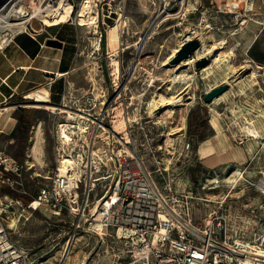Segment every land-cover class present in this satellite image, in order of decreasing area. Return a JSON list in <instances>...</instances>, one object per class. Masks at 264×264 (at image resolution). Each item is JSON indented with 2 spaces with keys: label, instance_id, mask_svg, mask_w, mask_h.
Returning a JSON list of instances; mask_svg holds the SVG:
<instances>
[{
  "label": "rangeland",
  "instance_id": "rangeland-1",
  "mask_svg": "<svg viewBox=\"0 0 264 264\" xmlns=\"http://www.w3.org/2000/svg\"><path fill=\"white\" fill-rule=\"evenodd\" d=\"M69 2V21L45 25L34 19L36 30L27 33L42 32L52 70L68 72L62 79L52 75L70 91L61 104H50L65 105L76 118L30 98L18 104L32 111L27 136L0 138V149L25 166L14 185L0 186V215L28 264H114L113 250L120 248L99 227L89 229L87 217L27 209L60 167V125L71 122L75 132L88 125L78 114L104 116L108 130L128 138L158 184L183 198L176 210L194 227L224 228L223 235L250 241L264 219V0H91V24L79 22L86 0ZM192 39L201 42L195 60L169 66ZM204 57L209 62L197 68ZM40 75L29 80L47 81ZM223 84L229 89L222 98L206 103V93ZM160 95L184 104L170 113ZM39 128L43 150L33 164L27 154ZM106 191L93 198L92 212Z\"/></svg>",
  "mask_w": 264,
  "mask_h": 264
},
{
  "label": "built area",
  "instance_id": "built-area-1",
  "mask_svg": "<svg viewBox=\"0 0 264 264\" xmlns=\"http://www.w3.org/2000/svg\"><path fill=\"white\" fill-rule=\"evenodd\" d=\"M88 117H80L88 122L83 126L86 132L81 128L75 132L74 124L63 123L72 137L79 134V138L69 143L60 138L57 147L60 162L73 158L69 168L79 172L74 169L64 176L59 167L50 186L33 197L27 209L47 207L56 213L67 209L87 217L93 231L100 224L101 236L120 245L113 250L114 264H264V219L256 223L250 241L223 235L224 228L209 232L194 227L186 213L176 210L184 205L183 198L158 184L130 140L108 130L104 116ZM24 168L0 149V186L14 185ZM262 182L259 190L264 194ZM102 189L107 191L97 198V212H92L89 207ZM0 264H28V254L12 240L1 215Z\"/></svg>",
  "mask_w": 264,
  "mask_h": 264
},
{
  "label": "crops",
  "instance_id": "crops-1",
  "mask_svg": "<svg viewBox=\"0 0 264 264\" xmlns=\"http://www.w3.org/2000/svg\"><path fill=\"white\" fill-rule=\"evenodd\" d=\"M31 28L36 30L33 22ZM36 32V34L16 33L11 36L4 47L0 48V138L8 137L11 142L17 140L13 134L18 133L20 118L18 104L24 103L25 100L31 98L34 91L41 89L48 90L49 100L52 103L61 104L70 91L68 84L58 83V80L53 78L52 75H55L58 79H62L68 72L52 70L44 45L47 39H44L42 32ZM61 73L65 75H58ZM36 74H41L40 76L47 81L43 79L42 82L32 81V77ZM29 77L32 80H29ZM40 86L44 87L38 89ZM56 110L63 112L59 108ZM27 157L33 164L39 161L30 156V151Z\"/></svg>",
  "mask_w": 264,
  "mask_h": 264
},
{
  "label": "bare ground",
  "instance_id": "bare-ground-1",
  "mask_svg": "<svg viewBox=\"0 0 264 264\" xmlns=\"http://www.w3.org/2000/svg\"><path fill=\"white\" fill-rule=\"evenodd\" d=\"M52 3H53L52 0H0V48L4 47V45L10 40L12 35L16 33L25 32L29 27H31V23L33 22L34 19L43 22L45 25H52L55 24L56 22L69 21L73 12V6L69 2V0H60L56 6H54ZM234 5H236V3H234ZM95 18L96 16H94L92 13L91 0H86V2L83 4L82 7V15L79 22L80 24H91L93 21H95ZM113 30H115V28ZM110 36L114 41H116L119 37L115 31ZM220 46H221L220 48L225 47V43L221 42ZM181 47L182 45H180V48ZM179 50L180 49H177L176 52H178ZM200 50H198L195 56H198L200 54ZM208 53L213 54L214 48L209 50ZM175 54L176 53H174L173 55L175 56ZM195 56H191L177 65H171V64L168 65L171 67H179L182 64L188 63L190 61H194ZM58 75L63 76L65 74L61 73ZM222 96L223 95L217 97L214 100V102L219 101L222 98ZM160 97L162 104L165 107H169L168 111L170 113L174 112L175 107L184 104L181 98H176L173 96L171 98L170 97L166 98L161 95ZM31 98L35 100V102L46 103V106L48 107L50 106L54 109L56 108L62 109L63 111L62 113H67L69 118L70 117L73 119L76 118L74 115L75 113L71 112L67 107H62V106L58 107L56 105L50 104L49 92L46 89L34 91L31 94ZM157 104L158 103H156L155 101L152 105L155 107L157 106ZM78 116L84 118V115L78 114ZM125 122L123 120L124 125H126ZM68 128H69L68 125L65 124L61 125L60 136L64 142L69 143L72 140V136L71 133L68 132ZM81 129H83V132L87 131L86 128L82 127V125H81ZM41 135L42 132L41 129L39 128V130L36 131L34 142L30 149V156L34 157V159H38L39 161L41 160L40 158L43 150ZM60 163H61L60 171L64 176H70L71 173L75 172V174H77L79 172L75 168H74L75 171L72 172L74 169L71 171V169L69 168L70 165L75 163V160H73V158L71 157H64ZM262 186L264 187L263 182H262ZM2 205H3L2 199H0V206ZM94 210L95 212H97V206H95ZM100 226H101L100 224L97 225V227L99 228ZM11 227L13 228L14 224H12ZM72 245L74 244L72 241H70L68 248L66 250L65 258L69 257Z\"/></svg>",
  "mask_w": 264,
  "mask_h": 264
},
{
  "label": "water",
  "instance_id": "water-1",
  "mask_svg": "<svg viewBox=\"0 0 264 264\" xmlns=\"http://www.w3.org/2000/svg\"><path fill=\"white\" fill-rule=\"evenodd\" d=\"M59 45L61 43L59 42ZM201 47V42L199 39H192L182 45L180 50L173 56L170 60L171 65H177L182 61L186 60L187 58L193 56L196 51L199 50ZM209 62L207 57H204L197 61L196 66L197 68H202ZM229 89V84H223L220 86L214 87L212 90L206 93L205 95V102L212 103L217 97L223 95Z\"/></svg>",
  "mask_w": 264,
  "mask_h": 264
},
{
  "label": "trees",
  "instance_id": "trees-1",
  "mask_svg": "<svg viewBox=\"0 0 264 264\" xmlns=\"http://www.w3.org/2000/svg\"><path fill=\"white\" fill-rule=\"evenodd\" d=\"M20 114L19 118V126H18V133H14L13 135L17 138H24L30 131L31 125L33 121L30 118V114L32 113L31 110L27 108H19L18 110ZM36 113V112H35ZM191 117V116H190ZM200 126V125H199ZM199 128V127H198ZM198 132V131H197ZM23 156V154H22ZM15 157V156H14ZM16 158V157H15ZM17 159V158H16ZM18 160V159H17Z\"/></svg>",
  "mask_w": 264,
  "mask_h": 264
}]
</instances>
